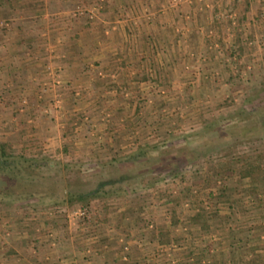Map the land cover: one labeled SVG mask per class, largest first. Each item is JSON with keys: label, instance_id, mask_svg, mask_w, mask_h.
<instances>
[{"label": "rangeland", "instance_id": "obj_1", "mask_svg": "<svg viewBox=\"0 0 264 264\" xmlns=\"http://www.w3.org/2000/svg\"><path fill=\"white\" fill-rule=\"evenodd\" d=\"M15 14L37 49L22 81L0 65V142L42 166L35 201L0 204V264H264V0H0L7 40ZM79 19L95 44L129 27L146 65L116 84L95 60L97 88L65 77L57 27ZM252 122L256 135H218ZM146 149L168 160L139 172ZM128 171L113 192L61 198Z\"/></svg>", "mask_w": 264, "mask_h": 264}, {"label": "crops", "instance_id": "obj_2", "mask_svg": "<svg viewBox=\"0 0 264 264\" xmlns=\"http://www.w3.org/2000/svg\"><path fill=\"white\" fill-rule=\"evenodd\" d=\"M111 6L112 5H110L109 7ZM107 10H108L107 11L108 16L106 17V19L111 18L109 15L110 13H112V11H114V8L111 7V8H108ZM21 14H22V18L23 17L26 18L25 12H21ZM25 18H23L22 20H24ZM13 19H16L15 20L16 22H14L15 28L11 33V40H7V36H3L0 33V43H3L2 47L4 45V47L7 48V50L11 52L9 55H10V58L12 59L9 60V58L3 57L2 58L3 61L0 62V65L2 67L3 65L7 66L8 63H10L7 61H11L12 63V65H10V68L12 69L11 73L14 75L11 77H7V78L10 79L13 83H15V82L22 81V80H19V74L22 71H24V69H22L23 65L26 66L25 69L31 70V68L29 67L28 60H27L30 58V56L27 57V55L23 53L25 51L24 50L25 47L30 50L35 51L37 49V46H36V43H32V40H33L32 38L23 39L24 35L27 34L28 30L31 31L30 30L31 28H29V25H26V24L23 25L21 24L22 22H18L21 19H19L16 14L13 15ZM158 27H159L158 24L149 23L147 25H144V27L137 29V33H139L141 29H144V31H141L140 33L141 36H143L144 34L150 33V32L156 34ZM57 28L61 29V36H60L61 43L58 46L59 47L61 46V48L65 47V50L67 51L65 53L67 56L64 57L60 61V63H63V66H64L63 70L65 73V77H68V76L70 77V73L75 67V71L72 73V75L74 76H71V79L73 81L74 80L88 81L89 80L88 78H92L93 80L91 81V85L95 87V70L92 69L91 67L93 64H95V60L99 62L98 65L100 69L110 71V74H112L113 76V81L116 84L118 82H125L127 80L129 81V77L127 78V76L130 75V68H133V67L138 68L139 65L144 66L147 63V60H145L147 58L144 57V40H141L142 38L141 39L135 38V40L134 39L132 40V36L134 35L129 34V27L123 28L124 29L123 33L118 32V35L117 37H115L116 38L115 40H104L103 41L104 43H101V44L99 43L95 44V35H96L95 33L99 32V31H95V21L93 23H90V22L84 21L83 19H79L77 21H74L72 23L71 28L67 30H64L63 26H58ZM120 28L121 27H119V29ZM119 31H121V29ZM62 33H64L63 36H62ZM29 34H32V33H29ZM74 36H75V39L73 38ZM158 41H159V38H158ZM96 45L97 46L99 45V46L96 47ZM4 47L2 49L5 51L6 49H4ZM174 55L177 56L178 52H175ZM42 57L43 56H39V59L36 62L37 64L36 66H38L39 64L41 65L43 64ZM161 57L163 59L165 58L166 60H168L167 59L168 56L166 57L163 52L161 53ZM22 58L24 59L21 60ZM2 74H3V71H2ZM1 76L2 75H0V77ZM98 88L101 89L99 85H98ZM119 223L121 222L116 221L117 225H119ZM39 243L41 244L42 242H39ZM109 245H110L109 248L112 249L113 243H109ZM37 249H39V247Z\"/></svg>", "mask_w": 264, "mask_h": 264}, {"label": "trees", "instance_id": "obj_3", "mask_svg": "<svg viewBox=\"0 0 264 264\" xmlns=\"http://www.w3.org/2000/svg\"><path fill=\"white\" fill-rule=\"evenodd\" d=\"M208 126L211 125L208 124ZM225 127L229 129L236 128L237 131H233L232 133L237 136H246L250 134L256 135L258 133L257 122H252L250 126L239 125L238 123H228L218 130V135H222L223 137L230 136L224 132ZM139 151L131 154L130 158L132 161L138 157H142V155L138 153ZM145 151L144 159H147L148 161L144 166L142 165L137 168L141 170L139 172L146 171L147 168L145 165L147 164H149L147 166H150L151 163L159 164L162 161L168 160L167 157H165L166 159L161 158V160H159L156 158V155L150 156L147 149ZM184 152L186 153H182L181 155H183L185 159L190 160L193 158L191 149L189 151L184 150ZM40 166H42V162H39L36 158L25 157L23 155H12L6 150L5 144L0 142V179L2 180L0 181V204L2 206H11L23 202L30 204L31 201H35L37 197L34 198V195L38 192L31 190L30 186L40 183V180L38 179L41 171ZM133 176L134 174L131 171L123 174L122 172H116L111 177L108 176L105 180L100 181L90 189L82 191L76 190L75 192L68 191L63 193L61 198L62 200H65V202L68 201L71 203L74 200L82 201L85 198L100 197L105 193H110L117 190L119 187H123V184ZM42 199L43 198H40L39 200L42 201Z\"/></svg>", "mask_w": 264, "mask_h": 264}]
</instances>
